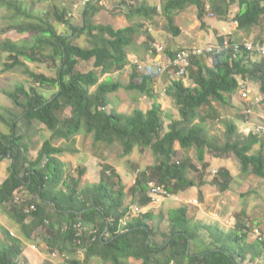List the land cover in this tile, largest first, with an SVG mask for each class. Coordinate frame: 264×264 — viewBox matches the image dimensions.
I'll list each match as a JSON object with an SVG mask.
<instances>
[{
	"label": "trees",
	"instance_id": "16d2710c",
	"mask_svg": "<svg viewBox=\"0 0 264 264\" xmlns=\"http://www.w3.org/2000/svg\"><path fill=\"white\" fill-rule=\"evenodd\" d=\"M206 2L211 4L214 14L212 26L218 43L224 36L218 32L217 25L227 20L232 4L238 7L235 19L240 29L250 30L264 23V0H168L162 11L173 36L180 30L174 25L172 14L187 6L194 5L202 27H208L204 20ZM22 3L23 0H0L1 5L27 18L29 15ZM99 7L98 3L88 2L79 26L68 22L65 10L55 11L53 15L58 21L70 24L66 33L57 32L44 20L16 23L13 30L31 33L33 40L29 46L9 40L0 43V50L7 53L3 70L24 66V72L34 84L51 90L46 95L33 85L26 88L19 83L12 90L4 91L15 109L8 112L9 120L0 115V121L10 129V133L0 132V162L11 159L8 175L0 184V205L18 224L23 238L30 241L40 238L50 254L67 257L83 250L85 258L98 257L111 264H126L129 258L141 260V264H242L252 247L251 259L260 257L264 253V241L255 238L253 243H246L245 221L236 222L234 230L225 232L217 224L192 222L186 206L169 210L168 231L163 233L161 242L154 238L152 221L155 215L150 211L122 224L129 210L124 205L126 193L119 175L110 165H104L98 183L80 188L79 180H73L69 186L64 182L65 165L58 155L65 147L54 146L52 141H70L80 133L90 135L93 145H118L123 155H129L135 147L152 150L157 157L156 164L145 169L136 168L130 188V194L142 206L151 201L150 182L163 186L170 194L202 186L203 173L208 167L206 153L219 158L230 156L238 162L243 174L264 178V140L253 133L240 139L236 124L229 122L225 140L219 143L208 135L203 122H195L202 118L199 114L202 108H211L213 101L226 102L227 96L236 93L240 84L249 80L257 82L264 106V58L231 54L214 55L207 58V62L202 57L194 58L185 76L193 85L187 86L182 79L172 78L167 88L179 117L166 126L156 102L145 111L136 108L129 114L113 107L107 111L106 106L111 104L109 95L122 85L110 77L104 81L100 78L130 64L126 48L136 41L143 24L114 28L110 24L95 23L92 17ZM156 13V6L141 5L128 11L126 17L142 15L151 20ZM84 33L88 45L76 44L73 37ZM151 40L147 35L144 44L149 47ZM179 50L166 48L165 56L172 58ZM21 58L36 63L51 62L55 66L54 75L30 70ZM133 67L131 79L139 80L130 81L124 88L156 98L152 75H138L137 65ZM35 124L50 134L42 140L36 157L31 159L24 138L26 130H33ZM176 143L179 150L175 148ZM258 144L259 149L252 152ZM191 148L195 149L198 166L186 153ZM195 172L196 181L191 177ZM232 177L229 168L222 166L211 183L219 191H225L230 188ZM21 193L25 198L18 197L19 202H14L15 196ZM240 214L245 213L239 212L238 217ZM203 229L212 234L213 241L200 239ZM20 242L21 239L12 238L10 243L0 244V264H27L20 259ZM68 263L80 264V261L70 258Z\"/></svg>",
	"mask_w": 264,
	"mask_h": 264
},
{
	"label": "rangeland",
	"instance_id": "374dc122",
	"mask_svg": "<svg viewBox=\"0 0 264 264\" xmlns=\"http://www.w3.org/2000/svg\"><path fill=\"white\" fill-rule=\"evenodd\" d=\"M18 1L19 0H17V2ZM165 1L166 0H94V2L98 3L101 7L94 13L92 20L95 23L110 24L114 28L125 27L132 24L138 26V23L143 24V26L140 27L137 41L126 48L130 64L122 70L104 74L100 78V81H104L106 78L110 77L113 81L119 82L122 85L116 92L109 95L111 104L106 106V110L108 111L113 107L118 112L129 114L136 108L145 111L156 102L160 105L162 119L166 126L172 120L177 119L179 115L173 100L167 94V88L170 84L166 77L167 74L158 72L153 66L148 68L145 67L146 44H144V41L148 35L157 40H161L165 44L175 41H179L180 43L184 42V38L187 36L186 32L189 34L200 31L203 32L207 31V27H202V22L198 19L196 7L194 5L187 6L183 10L176 11V13L173 14L175 24L177 20L178 25L180 24L184 30V33L178 35V37L173 36L169 31L162 13L158 12L151 20L143 18L142 15H133L129 19L126 17L128 11L134 10L135 7L141 4L148 6L156 5L160 11ZM86 4L87 3H84L82 0H23L22 6L25 7L29 15L27 18L16 13L15 9L0 4V43L9 40L14 41L18 45L29 46V43L33 40L30 35L31 33H20L13 30V25L16 23H35L44 20L49 22L57 32L66 33L70 28V24L72 26H79L82 23V13ZM63 10H65V17L70 24L58 21L55 15H53L55 11L61 12ZM205 10L204 20L207 24H209V22L213 24V17L210 15V13L213 14V11L211 10V4L209 2H206ZM237 10V4H232L226 16H235ZM48 16L49 18L47 20L46 17ZM263 26L264 23L262 22L258 27L251 28L247 34L251 35L252 33H258L262 31ZM73 39L76 44L81 46L88 45V37L85 33L80 37L74 36ZM6 56L7 53L0 50V115L3 116L4 119L9 120L8 112L11 111L13 105L4 91L12 90L14 86L19 83L24 84L26 88L33 85L46 95L50 94L51 90L46 87L40 88L34 84L30 77L24 72V66H16L10 70H3V64L7 58ZM21 59L25 65L34 72L44 73L49 76L54 75L55 66L51 62L36 63L26 61L23 58ZM133 62H138L142 66V69L136 67L138 75L144 73H150L152 75L151 84L154 94L157 95L156 98H151L138 91H129L124 88L130 81L135 82L139 80L137 78L131 79V73L134 71ZM246 82L250 83V90L258 87L255 81L249 80ZM246 86L248 85L246 84ZM253 96L252 94H248L249 98L253 99ZM244 104V99L238 89L236 93L227 96L226 102L213 101L211 108H202L201 111H199L202 118H197L195 122H203L201 124L206 128L208 135L213 136L219 143H223L225 140L227 124L233 122L238 128V137L243 139L247 136L251 128V121L256 120V122L264 123V119L262 118L264 114L256 106H253V112L250 114V117L246 118L242 113L244 110L242 106ZM241 115H243V119ZM38 126L39 125L35 124V126L33 125V130H26L27 136L24 138L29 145L28 156L31 159L36 157L42 140L50 134L48 130L42 129V127L39 129ZM0 132L10 133V129L2 121H0ZM52 144L54 146L62 145L65 147V152H68L67 154L63 152L58 155V158L65 165L63 179L68 186L72 184L73 180H79L80 188L92 184L95 181L99 182L104 165L112 166L119 175L124 186V192L126 193L124 205L129 208L126 216L122 220V224L130 222L141 212L150 211L155 215L152 224L155 230L154 238L158 242L163 240V233L166 234L168 231L167 216L169 210L181 206H186L187 216L192 222H199L210 226L217 224L219 228L225 232L234 230L236 222L243 223V221H245L246 228L244 230L247 232V239L245 240L247 244H251L255 240L253 233L254 228L259 227L264 231V178L257 177L253 174H243L238 162L230 156L228 158H219L206 153L205 160L208 162V167L203 173L204 184L202 186H194L183 192L162 197L157 201L151 200L146 206H142L137 198L135 199L132 197L130 188L134 184L137 172L135 171L136 168L145 169L156 164L157 157L150 148L140 150L135 147L129 155H123L118 145L108 147L101 144L93 145V139L90 135L85 136L82 133L78 134L77 137L70 141L55 139L52 141ZM259 147V144L255 145L252 152L258 150ZM175 148L179 150L180 146L178 143L175 144ZM186 153L193 159V162L197 166L200 164L197 162L194 148L188 149ZM10 163L11 159L9 158H5L0 162V183L7 177ZM222 166L229 168L233 175L230 188L225 191H219L218 187L211 183L214 174L218 168ZM80 171L83 173H80ZM197 176L195 172L191 177L196 181ZM113 179L115 181L117 180L116 177H113ZM62 187L65 188L64 186ZM18 197L24 199L25 194L21 193L16 195L14 202H19L17 200ZM242 211H244L245 214H240L238 217V213ZM211 235L212 234H210L208 230L203 229L201 230L200 239L206 242L213 241ZM12 238L21 239L20 245L22 246V254L20 259L26 261L27 264H71L68 263L70 258L79 260L80 264H111L110 262H104L98 257L85 258L83 250H77L72 256L69 255L67 257L58 255L57 253H48L46 244L41 241L40 238L35 237L31 241L23 238L18 224L9 218L5 207L0 205V244L10 243ZM252 253L253 249L249 247L246 260L242 264H264V253L260 257L251 259ZM126 264H141V260L129 258Z\"/></svg>",
	"mask_w": 264,
	"mask_h": 264
},
{
	"label": "built area",
	"instance_id": "2783aa9c",
	"mask_svg": "<svg viewBox=\"0 0 264 264\" xmlns=\"http://www.w3.org/2000/svg\"><path fill=\"white\" fill-rule=\"evenodd\" d=\"M82 1L84 3L94 2V0ZM210 15L211 17H214V14L212 13H210ZM223 23L224 24L218 28V32L224 36L222 42L218 43L214 33L212 32L209 36V40L203 46L182 48L177 51L176 55L172 58L165 56L166 47L163 44L155 41L154 39L151 40L149 42V52L151 55H158L163 58V60L159 61V64H157L158 72L162 74L169 73L171 78L175 80H183L187 74V69L191 66V62L194 58L202 57L207 60V58L218 54L240 56L249 55L253 58H264V26L261 34H259L256 38H238L235 30H237L239 26L235 16H228L227 20ZM133 63L137 65V68L142 69L141 64L138 62ZM248 90L249 89L246 86V83L242 82L239 87V92L242 94V98L245 102L243 105L244 110L242 111L243 115H245L246 118H249L250 114L253 112V106H256L264 114V106L261 105V97L259 96V93H255L252 99L248 97ZM262 118L264 119V115H262ZM259 119L262 120L261 118ZM250 133H253L264 140V123H253V121H251V128L248 134ZM149 195L151 196V200L157 201L162 197L170 196V193H168L163 186H157L156 184L150 182ZM253 231L255 238H258L259 241H264V231L259 228H254Z\"/></svg>",
	"mask_w": 264,
	"mask_h": 264
},
{
	"label": "crops",
	"instance_id": "0c3cea01",
	"mask_svg": "<svg viewBox=\"0 0 264 264\" xmlns=\"http://www.w3.org/2000/svg\"><path fill=\"white\" fill-rule=\"evenodd\" d=\"M168 0H166L164 3H163V5L167 2ZM141 5H144V4H141ZM140 5V6H141ZM163 5L161 6V8H160V11H159V9L157 8L158 6H156V5H154V6H156V8H157V10H158V12L159 13H162L163 15V18L166 20V23H167V27H168V20H167V18H166V15H165V13L162 11V7H163ZM144 6H148V5H144ZM150 7V6H149ZM152 7V6H151ZM176 13V11L175 12H173V14H175ZM157 14V13H156ZM173 14H172V18H173ZM173 22H174V18H173ZM214 22V21H213ZM221 24L223 25L224 23H222V22H220L219 23V26L218 27H220L221 26ZM174 25L176 26V27H178L179 28V30H180V32H179V34L178 35H182L184 32V30H183V27L179 24L178 25V23H177V20H176V24H175V22H174ZM207 26H209V27H207V31H203V32H194L193 34H189V33H187L186 32V34H187V36L184 38V42H180L179 43V41H175V42H170V43H164V42H162L161 40H157V39H155V38H152V39H154L155 41H157V42H159V43H161V44H163L166 48H170V49H172V50H176V49H182V48H192V47H198V46H203L208 40H209V36H210V34L214 31L213 30V26H212V23H210L209 22V24L207 25ZM169 29V28H168ZM171 33H172V31L171 30H169ZM250 30H245V29H240V28H238L237 30H235V33H236V36L238 37V38H249V37H253V38H256V37H258L259 36V34H261L260 32H262V31H259L258 33L256 32V33H252L251 35H248L247 33L249 32ZM173 34V33H172ZM178 35H177V37H178ZM176 37V36H175ZM136 41H137V38H136ZM145 54H146V57H145V60H144V62L146 63V67L148 68V67H150V66H153V67H155V68H157V64H159V61H162L163 60V58L161 57V56H158V55H151V53L149 52V47H148V44H146V50H145ZM204 60H205V58H203ZM205 62H206V60H205ZM125 67H127V65L125 66ZM124 67V68H125ZM166 77H167V79H168V82L169 83H171V77L170 76H167L166 75ZM183 83H184V85H193L192 84V82L190 81V80H188V78H184L183 79ZM248 86V88H249V94L251 95H254L255 93H257L258 92V87H256V88H254L253 90H250V88H251V85H250V83L248 82H245ZM253 123H257L256 122V120H254L253 121ZM247 134V133H246ZM85 135V134H84ZM86 136V135H85ZM75 137H77V135L75 136ZM74 137V138H75ZM91 137V136H90ZM64 153H68V152H65L64 151ZM100 181V180H99ZM3 182V181H2ZM1 182V183H2ZM0 183V184H1ZM94 183H98L97 181H95ZM136 210H137V208H136ZM147 212V211H146ZM141 213H145V212H141ZM39 264H42V263H39Z\"/></svg>",
	"mask_w": 264,
	"mask_h": 264
},
{
	"label": "clouds",
	"instance_id": "9594fccd",
	"mask_svg": "<svg viewBox=\"0 0 264 264\" xmlns=\"http://www.w3.org/2000/svg\"><path fill=\"white\" fill-rule=\"evenodd\" d=\"M206 60V59H205ZM206 62H207V60H206Z\"/></svg>",
	"mask_w": 264,
	"mask_h": 264
}]
</instances>
